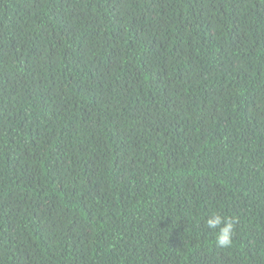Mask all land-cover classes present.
Returning <instances> with one entry per match:
<instances>
[{
	"label": "trees",
	"instance_id": "1",
	"mask_svg": "<svg viewBox=\"0 0 264 264\" xmlns=\"http://www.w3.org/2000/svg\"><path fill=\"white\" fill-rule=\"evenodd\" d=\"M0 264H264V0H0Z\"/></svg>",
	"mask_w": 264,
	"mask_h": 264
},
{
	"label": "clouds",
	"instance_id": "2",
	"mask_svg": "<svg viewBox=\"0 0 264 264\" xmlns=\"http://www.w3.org/2000/svg\"><path fill=\"white\" fill-rule=\"evenodd\" d=\"M236 221L213 213L206 219V227L215 235V243L219 248H229L233 243V232Z\"/></svg>",
	"mask_w": 264,
	"mask_h": 264
}]
</instances>
